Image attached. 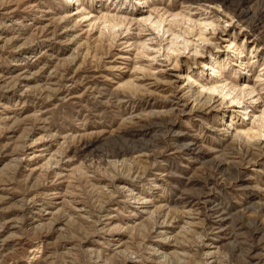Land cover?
<instances>
[{
	"label": "rangeland",
	"instance_id": "rangeland-1",
	"mask_svg": "<svg viewBox=\"0 0 264 264\" xmlns=\"http://www.w3.org/2000/svg\"><path fill=\"white\" fill-rule=\"evenodd\" d=\"M0 264H264V0H0Z\"/></svg>",
	"mask_w": 264,
	"mask_h": 264
},
{
	"label": "bare ground",
	"instance_id": "bare-ground-1",
	"mask_svg": "<svg viewBox=\"0 0 264 264\" xmlns=\"http://www.w3.org/2000/svg\"><path fill=\"white\" fill-rule=\"evenodd\" d=\"M75 13V12H74ZM73 14V13H72ZM77 14V13H76ZM70 17H72V16H70ZM104 18H106V17H104ZM188 78V77H187ZM187 80V79H186ZM210 90L211 91H216L217 90V86H215V85H211L210 87ZM199 93V92H198ZM199 95H201V93H199ZM208 97L209 96H206V99H208ZM184 134V133H183ZM192 143H194V142H192ZM192 143H188L187 145H184L183 146V149L185 148V149H188V150H190L192 153H194L196 150V148L194 149L193 148V145L194 144H192ZM182 148V147H181ZM189 153V152H188ZM196 153V152H195ZM79 208V207H78ZM212 210V209H211ZM217 210V209H216ZM214 211V210H213ZM80 212V211H79ZM220 214V213H219ZM223 214V213H222ZM222 214H220L219 215V219L216 221V223H215V225H216V227H214V229H218V232L219 233H221V232H223V231H225L224 229H223V223H224V221L226 220L225 218H224V216L222 215ZM225 215V214H224ZM226 216V215H225ZM213 218V217H212ZM227 221V220H226ZM214 225V226H215ZM106 226V225H105ZM213 226V225H212ZM225 227H227V225L225 226ZM229 228V227H228ZM228 230V229H227ZM226 235V234H225ZM221 238V237H220ZM118 244V243H117ZM117 248V247H116ZM120 249V248H119Z\"/></svg>",
	"mask_w": 264,
	"mask_h": 264
}]
</instances>
